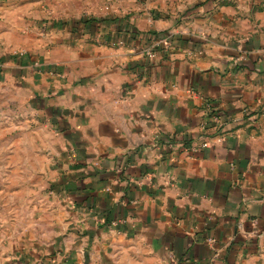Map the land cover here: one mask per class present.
I'll return each instance as SVG.
<instances>
[{
	"label": "crops",
	"instance_id": "0c3cea01",
	"mask_svg": "<svg viewBox=\"0 0 264 264\" xmlns=\"http://www.w3.org/2000/svg\"><path fill=\"white\" fill-rule=\"evenodd\" d=\"M0 61V264H264V0H0Z\"/></svg>",
	"mask_w": 264,
	"mask_h": 264
},
{
	"label": "rangeland",
	"instance_id": "374dc122",
	"mask_svg": "<svg viewBox=\"0 0 264 264\" xmlns=\"http://www.w3.org/2000/svg\"><path fill=\"white\" fill-rule=\"evenodd\" d=\"M46 23L42 22L38 28L40 34L41 33H45L46 31ZM15 53L17 55H24L26 54L24 51H16V52H12ZM1 63V61H0ZM4 69V66H2ZM14 106H11L10 104L6 103V101H3L2 103H0V123L3 125V130L6 131L5 132V140L6 139H10V135H15L14 130H17L14 128V125L12 123H14L15 120V110L14 108H12ZM33 118V117H32ZM28 117L23 113L22 116H19V126H24V128L26 126H30V123H28L27 121ZM29 121H30V117H29ZM40 124V126L44 127L46 125V121H44V119H40L38 122H35ZM9 128L12 129L11 131H8ZM20 130V129H19ZM8 131V132H7ZM18 131V130H17ZM1 150V149H0ZM6 147H4L2 149L3 154H5L6 152ZM43 148L40 147V145L37 144L36 142V146L34 149V154L32 155V162L27 163L26 159H21V164H19V173H22L23 179L21 177L20 183H19V190L21 191V195L19 197V201H18V207L20 208L19 214H21L23 216V219H25L24 217L26 216V191L27 189H32L33 193L30 194V197H33L35 200V215H34V227L33 228H29L30 230L33 231V233L35 234V238L41 240L42 239V234L45 232V229L42 227V225L40 224V218H41V210H40V200L42 199V195H44L45 193H47L48 187H49V180L48 178V163L44 160V158H42L43 156ZM22 155V154H21ZM31 166L33 167V172L30 173L29 179L26 180V175L28 173V171H30ZM5 168V165H4ZM5 170V169H4ZM26 172V174H25ZM23 223H25V221H23ZM26 227L19 228V231L21 233H25L26 232ZM51 232L52 229H51Z\"/></svg>",
	"mask_w": 264,
	"mask_h": 264
},
{
	"label": "built area",
	"instance_id": "2783aa9c",
	"mask_svg": "<svg viewBox=\"0 0 264 264\" xmlns=\"http://www.w3.org/2000/svg\"><path fill=\"white\" fill-rule=\"evenodd\" d=\"M163 46L165 48L168 47V41L167 39H160V40H156L153 44H151V46L147 49L144 50V55L149 58V59H153L154 56H155V51H154V47L156 46ZM3 67H2V64L0 63V73L2 71ZM202 147H207V144L204 143L202 145ZM116 223L115 222H112L111 225H115Z\"/></svg>",
	"mask_w": 264,
	"mask_h": 264
}]
</instances>
